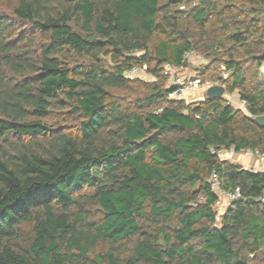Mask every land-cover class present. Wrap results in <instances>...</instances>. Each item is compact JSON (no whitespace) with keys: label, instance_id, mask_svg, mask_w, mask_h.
Listing matches in <instances>:
<instances>
[{"label":"trees","instance_id":"obj_1","mask_svg":"<svg viewBox=\"0 0 264 264\" xmlns=\"http://www.w3.org/2000/svg\"><path fill=\"white\" fill-rule=\"evenodd\" d=\"M5 1L0 264H264V170L216 154L264 152V0ZM187 50L248 114L167 98ZM141 62L152 80L123 75ZM212 170L240 190L218 216Z\"/></svg>","mask_w":264,"mask_h":264},{"label":"built area","instance_id":"obj_2","mask_svg":"<svg viewBox=\"0 0 264 264\" xmlns=\"http://www.w3.org/2000/svg\"><path fill=\"white\" fill-rule=\"evenodd\" d=\"M194 53L195 52L193 50H187L183 55V59L187 62L188 57ZM162 71L166 78L167 98H184L186 93L189 91H202L203 92L207 87L214 85V84H221L224 86L222 82V78L226 77V74L222 73L221 78H215V79L202 78L198 75L192 74L189 71L187 65L186 66H175L168 61H165L163 63ZM123 75L127 78L139 77L142 79H146L147 76L150 78H153V75L149 73L147 64L145 62L132 63L128 65L123 70ZM242 101L244 102V100ZM222 149L223 148H219L216 150V154L218 156L220 152L222 151ZM245 150L250 151V152L252 151L250 149H245ZM253 152L257 154V157L260 160V162L264 163V152H261L259 150H254ZM209 180H210L212 188L213 189L217 188L219 190L218 194L216 192L217 200L215 204H219L220 206H223L222 202H226L224 204V208H225L230 200L240 196V190L237 186L233 188H228V189L220 188L217 174L214 170H212ZM257 199L264 203V193H262Z\"/></svg>","mask_w":264,"mask_h":264},{"label":"rangeland","instance_id":"obj_3","mask_svg":"<svg viewBox=\"0 0 264 264\" xmlns=\"http://www.w3.org/2000/svg\"><path fill=\"white\" fill-rule=\"evenodd\" d=\"M1 11L10 12V9L8 8L7 2L5 0H0V12ZM211 63L212 62L209 60V58H206L203 54H199L195 52L194 54L188 57L187 67L191 73H194L195 71H197V69L199 70V68H202L203 66H209ZM263 65H264V61L259 67L254 66L252 64L248 65V76H250V78L254 82H257L259 80H264V73H263L264 66ZM210 67H211L210 70H215L216 72H218V70H221L222 73H225L226 75L228 74V71L225 70L223 65L219 63H215L211 65ZM144 80L150 81L152 80V78L147 76L146 79ZM222 98H223L224 103L231 105L234 109H238L241 112L248 114L245 104L239 98L236 89H234L231 92L225 91L222 95ZM202 99H203V93L201 91H189L184 96V100L189 103L196 102ZM55 114L56 112L53 113L54 117H56ZM57 116H60V115H57ZM64 124H65L64 126H66L67 128L74 127L73 120H67ZM219 156L220 158H226L234 163L240 164L242 167L246 169L264 170V163L260 162V160L257 157V154L253 151L250 152V151L242 150L239 152H235L232 148H227V149L223 148ZM250 157L252 159L251 163L246 162L248 158ZM261 163H262V166H260ZM214 190L217 192V194L219 193V190L217 188H215ZM222 203H223L222 204L223 206H220L219 204L214 205L217 215H220L225 209L224 204L226 202H222Z\"/></svg>","mask_w":264,"mask_h":264},{"label":"water","instance_id":"obj_4","mask_svg":"<svg viewBox=\"0 0 264 264\" xmlns=\"http://www.w3.org/2000/svg\"><path fill=\"white\" fill-rule=\"evenodd\" d=\"M225 86L221 84H214L207 87L202 93L203 97L207 99L222 97L225 92ZM254 121L260 125H264V114L256 115L253 117Z\"/></svg>","mask_w":264,"mask_h":264},{"label":"crops","instance_id":"obj_5","mask_svg":"<svg viewBox=\"0 0 264 264\" xmlns=\"http://www.w3.org/2000/svg\"><path fill=\"white\" fill-rule=\"evenodd\" d=\"M201 92H202V91H201ZM251 160H252V159H251V157H250V158H248V160H247L246 162H250V163H251ZM258 166H259V165H258ZM260 166H262V163L260 164ZM260 166H259V167H260ZM259 167H257V168H259ZM258 170H260V169H258Z\"/></svg>","mask_w":264,"mask_h":264},{"label":"bare ground","instance_id":"obj_6","mask_svg":"<svg viewBox=\"0 0 264 264\" xmlns=\"http://www.w3.org/2000/svg\"><path fill=\"white\" fill-rule=\"evenodd\" d=\"M264 66V65H263ZM263 72H264V69H263Z\"/></svg>","mask_w":264,"mask_h":264}]
</instances>
